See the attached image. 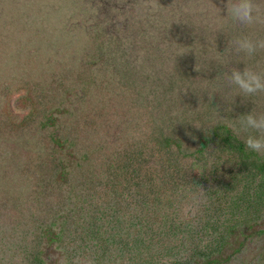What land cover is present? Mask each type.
Returning <instances> with one entry per match:
<instances>
[{
    "label": "rangeland",
    "instance_id": "1",
    "mask_svg": "<svg viewBox=\"0 0 264 264\" xmlns=\"http://www.w3.org/2000/svg\"><path fill=\"white\" fill-rule=\"evenodd\" d=\"M232 2L0 0V123L8 117L13 128L29 122L35 130L40 122L33 106L38 88L48 98L63 88L66 102L56 111L61 113L59 123L48 124L43 131L46 134L52 128L60 137L51 160L45 158L40 164L45 171L39 172L32 158L42 150L37 145L29 147V160L25 154H15L21 182L29 178L33 186L42 179L48 186L44 195L27 200L28 207L21 209L12 205V199L2 207L0 192V264H118L97 260L96 251L66 250L57 235L51 236L62 228L60 218L37 224L29 220L41 203L53 205L63 197L71 202L68 197L76 195L74 180L81 182L78 199L72 201L80 213L91 195H85L87 180L97 181L92 207L100 210L111 200L109 185L114 180L119 189L116 181H120L123 187L117 201L126 209L120 208V213L127 218L126 200H131L135 213L143 217L137 220L142 224L137 226L140 232L146 222L158 224L168 209L177 211L182 226L188 225L178 230L179 237L166 235L172 242V259L145 248L138 252L151 264L164 260L173 264L176 257L188 264H203L207 253L201 255L198 249L208 241L203 246L209 250L220 235L224 250L213 253L214 260L207 264H258V259H264V177L249 169L252 160H262L264 154L254 152L242 159L232 149L222 151L220 157L214 153L216 173L210 172V148L206 149L204 171L201 165H191L195 157H181L182 151L192 152L199 145L196 134L201 128L208 133L222 121L233 133L240 115H264V92L245 95L227 78L233 68L264 74V48L248 55L237 51L235 44L240 38L264 41V0H252L254 22L250 25L231 18L227 7ZM67 68L75 69V75L67 76ZM229 112L235 117H225ZM32 116L35 121H28ZM173 164L184 174L189 172L191 179L184 176L178 202L163 196L168 183L161 176L156 178L163 168L174 175ZM46 171L54 173L53 183L42 178ZM195 174H202L203 179ZM10 176L16 199L27 182L20 183L17 173ZM143 194L149 201L138 198ZM154 194H160L156 208ZM235 195L242 199L247 195L248 212H238L229 201ZM218 200L216 213L213 202ZM110 219L106 212L99 221ZM186 230L193 238H185ZM111 233L106 235L108 239ZM126 234L116 238L126 240ZM153 239L160 244L155 235ZM94 248H98L96 244Z\"/></svg>",
    "mask_w": 264,
    "mask_h": 264
},
{
    "label": "trees",
    "instance_id": "2",
    "mask_svg": "<svg viewBox=\"0 0 264 264\" xmlns=\"http://www.w3.org/2000/svg\"><path fill=\"white\" fill-rule=\"evenodd\" d=\"M64 71V70H63ZM76 73L75 69H68L66 70V75H75ZM6 87L2 85L1 89L2 91H5ZM67 89V87H65ZM38 96L36 95L33 97V106H34V113L38 115V119L40 120L39 124L37 125L35 130L30 129V123L28 122V126H19L17 128L11 127V124L9 123L8 117L3 118V121L0 123V192H3L2 202L1 206L5 207L8 204H11V199L14 201L13 206L17 209H21L22 207L27 208L28 203L27 200L39 197L44 195L45 188L48 186V184H42L40 180H36L33 182V186L31 185L29 178L21 182V176L19 174L20 170L18 166L14 165V161H16L17 156L23 157V154H25L26 157H31L30 155V149L29 147L31 144L37 145L40 149L39 154H33V157L36 159L37 163V169L39 172L43 173L45 170L40 168V164L45 163L43 159L48 158L51 160V153L52 151L58 146V140L57 138H60L57 136V132H53L52 128L48 131V133H44V128H46V125L60 121L61 113L56 112L61 109H63L65 98H62V93L64 89L60 90L56 95H52L50 98L46 96L45 90L38 88ZM214 100L210 101V103L213 105ZM32 106V107H33ZM209 106V105H207ZM208 111H205V114ZM27 115H33L27 111ZM204 115V114H200ZM232 116L235 117V115L231 114L230 112L225 114V117L231 118ZM33 119V116L28 119V121H35L31 120ZM46 120V121H45ZM46 122V124H45ZM189 124V122H188ZM227 122L219 121V124L216 123L215 126L210 127V132L207 133L206 130L201 128V131H199L196 134V140L199 145L195 148L194 151L189 153H181V157H184L187 159L188 157L192 156L195 157L194 160L191 162L192 166H198L201 165L202 170L204 171V164L208 162V156L209 159L213 162L210 166V172L216 173L217 172V163L218 161L215 160V158H212V155L214 153L217 154L218 157L221 156V152L224 150H230L238 155L239 158L247 159L251 157V155L254 154L253 151L247 149L242 140L239 139L237 136H235L230 129L228 128V125H226ZM52 126V127H53ZM199 135V136H198ZM165 141V139L163 140ZM164 144V143H163ZM166 145V144H164ZM176 149L175 153H179V143L177 142L175 144ZM210 148L211 153L208 154L206 157V149ZM173 150V149H172ZM219 150V151H218ZM221 150V151H220ZM174 151V150H173ZM17 153V154H16ZM17 156H16V155ZM53 154V153H52ZM43 157V158H41ZM53 158H55L53 156ZM254 156L252 157V159ZM15 159V160H14ZM43 160V161H42ZM259 160V159H257ZM252 160L250 164V168H254V174H261L264 177V159L259 160L258 162ZM171 163V162H170ZM17 165V164H16ZM176 168L175 174L173 175V172H170V170H167L163 168L161 172L159 171L156 175V178L160 177L162 180L164 179V182L168 183L165 187V189L162 191L164 194L163 196H166L167 198H172L173 200H176L178 202L179 197L181 196V186L183 185V179L184 176L190 179L189 172L184 174L183 171H180V168L177 164H173ZM53 168L56 166V161H54V165H52ZM15 171V172H14ZM107 171V169H106ZM17 173L19 182L23 183V185L26 183V189L24 191L19 192V196L16 195V199L13 196V183L12 181L13 177L10 176V174ZM178 174H184L180 176V178L177 176ZM54 173L49 171H46V175H42V178L49 179L52 183ZM197 175V178L199 180L203 179L202 174H195ZM7 180V183L6 181ZM191 180V179H190ZM58 181V178H57ZM93 180H87V183L85 182V195H93L95 188V182H92ZM13 182V183H12ZM110 187V193H111V200L107 203H105L100 209L94 208L93 205V196L90 195V197L87 199V208L80 213L79 208H75L76 205L72 204V201L78 199V190L80 183L78 180L71 184H75L76 195L68 194V198H71L72 201L67 198L63 197V201L56 200L55 203H52L53 205L41 203L40 207H37L36 211H34L31 214V217L29 220L35 222V224L41 222L40 220H56L57 218H60L59 223L61 224L62 228L60 230H56L52 232L51 236L57 235V237L64 242L63 246L68 250L69 252L74 251H83L88 250V252H99V255L97 256V260H100L101 262H112L116 261L118 264H151L148 259L145 257L142 258L140 254L138 253L140 248L148 249L155 254H164L169 257L171 260L173 256H169L171 254H174L171 251L172 244L171 240L166 236H177L178 230H185V227L188 224H185L182 226L181 224V216L177 213L175 209H171L166 211V215L162 216L160 220L156 221V225L149 224L146 222L144 224L145 226L142 228L140 232V228L137 226L142 225L141 223H138L137 220L140 221V219H143V217L139 214H136V210L134 205H131V200H126V204H128V213L127 218H123V214L120 213L121 205L118 203V198L120 196H116L120 194V189H122V183L120 181L118 185L119 189H116L114 187V180L112 181ZM163 182V183H164ZM51 184V183H50ZM70 184V185H71ZM154 184H156L154 182ZM117 185V183L115 184ZM51 186V185H50ZM46 191H48L46 189ZM105 190L103 189L102 192ZM160 195V194H159ZM155 195L152 197L155 205L154 208L158 207L159 203L157 200H159L158 196ZM126 197V196H124ZM138 198H147L149 201V198L146 197V194L139 195ZM59 199V198H58ZM137 199L136 201H138ZM16 201V202H15ZM172 201L168 202V206L172 204ZM181 201V200H180ZM229 201L233 202L237 208L238 212H248L250 210L251 203L249 201V198L247 195L245 196V199H242L240 196L235 195L233 198H230ZM204 204V203H203ZM212 204V203H211ZM214 209H216V213L218 212L220 208V200L213 202ZM7 208V207H6ZM45 209V217L42 218L41 210ZM126 211L125 208H122ZM108 216H110V220H103L99 221L101 216L106 213ZM130 214V215H129ZM205 218H208L209 214ZM204 218V220H205ZM203 220V217L200 218ZM209 219V218H208ZM63 224V225H62ZM47 226V225H45ZM49 227V226H48ZM217 228V227H216ZM147 230L148 233H146L145 230ZM124 231L127 232V236H129L128 239H122L119 240L116 238V235L119 233H123ZM143 231L146 233L144 234ZM187 231V230H186ZM213 233L215 232L212 230ZM109 232L111 233V237L108 239L107 234ZM183 232V231H182ZM215 234V233H214ZM213 234V235H214ZM156 236L159 239H153V236ZM162 238L160 239L159 237ZM216 236V235H215ZM187 239L193 238L192 235H190V230L187 231L186 237ZM221 239V240H220ZM194 240V239H193ZM198 242V241H197ZM195 242L194 244H197ZM208 241L203 243L201 245L202 248H199L198 251L202 255L203 252H206L205 255L207 258L205 259L203 264H207L212 262L214 257H211L213 253H217L221 250H224L223 243L225 241L223 240V237L220 235L217 242H214L213 247H209V250L205 251L204 246L207 244ZM95 244L98 248H94ZM163 244V245H162ZM198 245V244H197ZM34 247L36 249V246L34 244ZM223 248V249H222ZM193 249H196V247H193ZM203 249V250H202ZM35 250H33V254ZM106 253L107 257L103 256V254ZM114 253V257L110 258V254ZM155 254L151 257H155ZM118 257V258H117ZM204 257V256H203ZM71 258V257H70ZM179 258V257H178ZM177 257L173 259L174 262H171L173 264H188V261L181 259H178ZM73 259V258H71ZM76 261V260H75ZM165 260L163 261V264H165ZM258 264H264V259H258ZM29 264H32L29 263ZM154 264V263H152Z\"/></svg>",
    "mask_w": 264,
    "mask_h": 264
},
{
    "label": "clouds",
    "instance_id": "3",
    "mask_svg": "<svg viewBox=\"0 0 264 264\" xmlns=\"http://www.w3.org/2000/svg\"><path fill=\"white\" fill-rule=\"evenodd\" d=\"M254 7L252 0H233L228 4L227 11L233 20L250 25L254 22ZM235 44L237 51L248 55H252L258 48H264V41L248 38L237 39ZM227 78L230 84L235 85L245 95L264 92V74L249 68L242 71L233 68ZM238 124V127L232 128L233 134L242 140L247 149L264 154V115L256 116L251 112L240 115Z\"/></svg>",
    "mask_w": 264,
    "mask_h": 264
}]
</instances>
